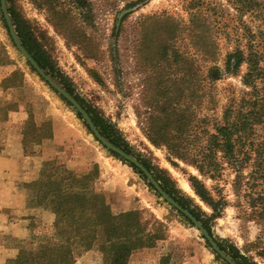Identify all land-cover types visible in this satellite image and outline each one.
<instances>
[{
    "label": "rangeland",
    "instance_id": "obj_1",
    "mask_svg": "<svg viewBox=\"0 0 264 264\" xmlns=\"http://www.w3.org/2000/svg\"><path fill=\"white\" fill-rule=\"evenodd\" d=\"M188 1L5 0L14 30L18 24L31 32V44L45 69L33 60L90 119L97 116L103 121L118 146L95 126L99 134L140 162L153 178L156 175L158 184L165 182L171 195L196 214L231 260L264 264V228L248 217L245 206H235L231 170L225 168L216 180L202 178L192 166L169 156L164 146L153 145L147 137L146 118L153 112L150 99L158 81L169 87L182 82L186 90L196 87L197 95L203 96L197 113L218 117L227 94L244 89L247 65L241 64L236 75L229 74L224 58L234 39L244 38L240 22L255 30L257 20L247 13L240 15L232 0H209L223 11L216 14L206 10L205 4L190 8ZM191 12L197 14L194 19ZM163 20L169 23L167 28ZM207 23L214 26L209 37L204 34ZM184 25L194 30L181 31L171 40L174 27ZM244 44L242 40L239 48L245 49ZM211 47L215 60L210 59ZM211 67L214 76L220 77L213 83ZM170 95L176 97V93ZM211 96L214 110L203 107ZM156 100L163 102L165 97ZM11 110L19 125L9 124ZM48 122L54 124V137L41 144L34 141L48 132ZM25 125L28 134L20 139V127ZM19 143L21 154L44 157L32 181L16 178L19 168L6 160ZM50 161L78 176L90 173V187L105 196L113 213L138 210L149 232L161 226V239L133 250L127 264H229L195 224L163 199L137 166L105 146L75 106L24 59L0 7V264H13L9 261L21 250L62 242L54 227V213L36 199L32 185L40 178L43 164ZM190 176L202 179L216 197H224L227 205L221 215L215 217L194 193ZM71 248V264H105L96 246Z\"/></svg>",
    "mask_w": 264,
    "mask_h": 264
},
{
    "label": "trees",
    "instance_id": "obj_2",
    "mask_svg": "<svg viewBox=\"0 0 264 264\" xmlns=\"http://www.w3.org/2000/svg\"><path fill=\"white\" fill-rule=\"evenodd\" d=\"M188 3L190 8L205 4L206 10L209 9L212 14L223 12L213 1L189 0ZM231 3L240 15L247 13L258 22L255 30L248 23L240 22L244 38L236 37L234 46L224 58L225 71L229 74L236 75L241 64L247 65V71L242 76L244 89L238 92L234 89L227 94L218 117L197 113L203 96L197 95L196 87L189 86L186 90L182 82L169 87L158 81L150 99L154 105L153 112L146 118L147 137L153 145L164 146L169 156L192 166L202 178L216 180L225 168L230 169L235 206H245L248 217L264 228V0H232ZM196 16V12H191L193 19ZM192 21L189 19V22ZM161 24L165 28L169 26L166 20ZM195 24L198 33L199 24ZM15 25L25 50L45 69L31 44V32ZM213 28L212 23L204 24V34L209 37ZM193 30L187 25L182 29L174 27L171 40L181 31ZM242 40H245V49L239 48ZM175 54L178 56V51ZM209 54L210 59L215 60L212 47ZM213 70V67L209 69L211 83L220 78L214 76ZM171 92L176 93L175 98H171ZM157 97H165V100L159 102ZM211 97L205 99L203 107L214 110L215 100ZM91 119L101 135L117 145L103 121L97 116ZM26 125L22 131L23 138L28 134ZM39 135L34 141L51 137V124L47 133ZM153 176L159 180L156 175ZM92 179L90 173L78 176L53 161L43 164L40 178L32 185L36 199L54 213V227L62 242L43 244L34 251L21 250L9 263L71 264V245H76L85 249L96 246L105 264H127L133 250L152 246L155 240L161 239V226L155 225L156 232H149L145 227L146 220L138 210L113 213L105 196L90 187ZM189 183L200 200L212 209L213 215H221L227 205L224 197H216L197 176H190ZM159 184L171 195L165 182ZM172 197L187 208L176 196ZM190 212L199 219L193 211Z\"/></svg>",
    "mask_w": 264,
    "mask_h": 264
},
{
    "label": "water",
    "instance_id": "obj_3",
    "mask_svg": "<svg viewBox=\"0 0 264 264\" xmlns=\"http://www.w3.org/2000/svg\"><path fill=\"white\" fill-rule=\"evenodd\" d=\"M0 7L1 11L5 17L6 23L8 25L10 34L13 38V41L24 57L58 92H60L65 98H67L74 106L75 108L82 114L90 128L93 130L94 134L98 137V139L108 148L112 149L115 153L119 154L129 162L133 163L135 166H137L148 178V180L151 182V184L156 188V190L159 192L161 197L165 199L171 206L176 208L179 212H181L183 215H185L191 222L195 224V226L203 233L205 238L211 243L213 248L218 252L229 264H237L231 258H229L222 250L219 249V247L215 244V242L212 240L211 236L208 234V232L203 228L201 223L186 209H184L182 206H180L177 202H175L171 197H169L159 186V184L156 182V180L152 177V175L149 173V171L146 170V168L138 162L135 158L130 156L129 154H126L121 149L117 148L116 146L109 143L107 140H105L97 131L95 125L87 115L86 111L76 102V100L70 96L65 90H63L60 86H58L49 76L45 75L43 70L37 65V63L33 60V58L29 55V53L25 50V48L21 45L16 32L14 30L13 24L11 22V19L9 17L6 2L5 0H0Z\"/></svg>",
    "mask_w": 264,
    "mask_h": 264
},
{
    "label": "crops",
    "instance_id": "obj_4",
    "mask_svg": "<svg viewBox=\"0 0 264 264\" xmlns=\"http://www.w3.org/2000/svg\"><path fill=\"white\" fill-rule=\"evenodd\" d=\"M12 113L9 114V124L10 123H17V125H19V122H16L15 120V111H10ZM13 115V120H11L10 117H12ZM21 118H22V115H21ZM16 124L13 125V127L15 126ZM40 125V124H39ZM52 126V130H51V137L49 138H45V139H42L40 144L44 141V140H50L54 137V124L52 122L51 124ZM23 129V128H22ZM22 129L20 127V135H19V138L21 139V137L23 136L22 134ZM21 136V137H20ZM39 143V142H38ZM20 143L18 144L17 146V151H16V146H14V155H11L9 156L6 160L7 162L9 163H13V165H16V167L19 168L18 172L20 173L18 176H16V178H19V180L21 181H32L34 179L37 178L38 176V172H39V169H38V166H40L41 164V161L44 160V157H42L41 155H37V154H34V155H30V156H25L23 154H21V149H20ZM21 168L25 169V170H21ZM23 172V173H21Z\"/></svg>",
    "mask_w": 264,
    "mask_h": 264
}]
</instances>
